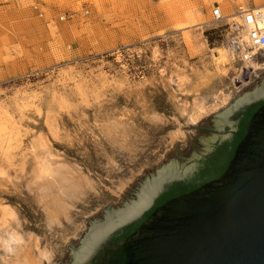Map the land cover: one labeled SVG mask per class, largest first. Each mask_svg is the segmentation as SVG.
<instances>
[{
  "label": "rangeland",
  "instance_id": "1",
  "mask_svg": "<svg viewBox=\"0 0 264 264\" xmlns=\"http://www.w3.org/2000/svg\"><path fill=\"white\" fill-rule=\"evenodd\" d=\"M255 1L0 0V236H32L29 251L58 264L88 218L175 142L184 150L190 127L264 73L213 58L231 14ZM52 167L92 184L58 226L37 194ZM12 259L0 241V264Z\"/></svg>",
  "mask_w": 264,
  "mask_h": 264
},
{
  "label": "water",
  "instance_id": "2",
  "mask_svg": "<svg viewBox=\"0 0 264 264\" xmlns=\"http://www.w3.org/2000/svg\"><path fill=\"white\" fill-rule=\"evenodd\" d=\"M190 129L58 264H264V73Z\"/></svg>",
  "mask_w": 264,
  "mask_h": 264
},
{
  "label": "bare ground",
  "instance_id": "3",
  "mask_svg": "<svg viewBox=\"0 0 264 264\" xmlns=\"http://www.w3.org/2000/svg\"><path fill=\"white\" fill-rule=\"evenodd\" d=\"M255 4H258V8L264 12V2L262 0L255 1ZM240 7L245 8L246 6ZM236 10L231 14L232 20L235 18L234 14ZM220 11L223 16L221 7ZM222 52L213 54V58L218 65L227 66L230 64V60L225 51L222 50ZM49 164L52 166L51 163ZM69 169L65 167H52L45 177L47 179L45 180L49 184L48 187H38L37 194L40 196L41 205H43V211L47 214L50 226H58L62 220H69L73 200L79 199V196L85 193L86 188L92 189V184L88 182V179L77 178L74 175L75 171H73V174ZM0 241L3 252L13 258L8 264H46L52 260V254L47 250L36 248L33 254L29 251L28 246L29 241H33L32 236L26 239L16 231L5 230Z\"/></svg>",
  "mask_w": 264,
  "mask_h": 264
},
{
  "label": "built area",
  "instance_id": "4",
  "mask_svg": "<svg viewBox=\"0 0 264 264\" xmlns=\"http://www.w3.org/2000/svg\"><path fill=\"white\" fill-rule=\"evenodd\" d=\"M235 18L226 22L222 47L226 53L243 63L264 65V12L257 6L238 7ZM212 17L220 21L218 3L213 5Z\"/></svg>",
  "mask_w": 264,
  "mask_h": 264
}]
</instances>
